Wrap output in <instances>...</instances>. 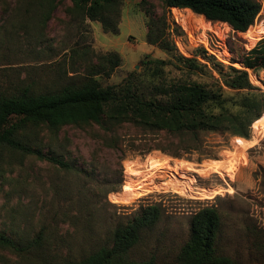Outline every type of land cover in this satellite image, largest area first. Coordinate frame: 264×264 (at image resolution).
Returning a JSON list of instances; mask_svg holds the SVG:
<instances>
[{"label": "rangeland", "instance_id": "rangeland-1", "mask_svg": "<svg viewBox=\"0 0 264 264\" xmlns=\"http://www.w3.org/2000/svg\"><path fill=\"white\" fill-rule=\"evenodd\" d=\"M256 1L261 8L249 29L255 41L246 44L249 36L229 24L226 34L214 28L201 32L199 25L184 30L177 9L172 12L164 0H119L116 32L79 15L70 0H57L48 11L38 0H0V94L19 93L29 84L34 92L54 91L87 75L101 86L120 83L132 72L136 82L150 83L151 64L145 61L151 57L177 62L174 55H196L220 80L232 74L230 66L247 70L253 88L237 90L218 82L231 112L241 109L244 97L259 100L264 109V68H248L242 61L251 47L264 42V0ZM151 20L163 26L173 53L149 42ZM110 51L118 53L120 64L109 75L95 71L99 54ZM223 52L225 61L219 59ZM165 71L178 75L171 65ZM234 135L230 130L171 134L129 116L111 120L104 115L99 123L56 129L45 123L21 124L18 138L46 154L61 155L73 169L0 145V232L20 242L41 236L27 256L0 246V264H41L40 256L79 259L109 243L116 225L152 203L161 204L163 215L142 231L130 251L133 259L155 255L162 262L173 257L188 238L192 214L211 204L238 249L246 223L264 226V113L249 126L247 139ZM154 151L170 160L184 159L188 166L171 161L156 167L161 155L151 156ZM148 154L149 160L142 162ZM137 161L131 168L134 181L145 176L128 183L125 173ZM206 165L214 168L206 171Z\"/></svg>", "mask_w": 264, "mask_h": 264}, {"label": "trees", "instance_id": "trees-1", "mask_svg": "<svg viewBox=\"0 0 264 264\" xmlns=\"http://www.w3.org/2000/svg\"><path fill=\"white\" fill-rule=\"evenodd\" d=\"M56 1L38 0V6L48 11ZM70 1L82 17L99 20L105 29L117 31L119 0ZM164 2L172 12L187 7L207 19L227 22L238 31L249 30L261 8L256 0ZM148 40L173 53V44L164 35L163 26L155 20H151ZM177 49L186 55L180 45ZM195 56L174 55L178 63L151 57L145 61L151 64L150 83L136 82L132 72L120 83L101 86L97 79L87 75L80 83L65 84L54 91L34 92L29 84L19 93L0 94V145L35 154L70 170L73 164L61 155L46 154L24 143L16 136L17 129L27 122L45 123L52 129L65 124L99 123L104 115L111 120L129 116L142 126L171 134L230 130L236 139H247L249 126L264 113L262 103L244 97L241 109L231 112L224 105L222 84L218 83L221 81L237 90L253 88L247 70L230 66L232 74L220 80L212 75L207 63ZM99 60L95 71L109 75L121 58L110 51L99 54ZM242 61L248 68H264V42L257 48L251 47ZM168 65L178 69V75L168 74L165 71ZM162 215L160 203L146 205L139 214L112 229L109 243L99 245L81 258L58 260L53 256H40L39 261L41 264H264V226L246 223L242 228L245 240L236 249L238 241L224 227L220 211L214 204L203 206L192 214L188 238L173 257L162 262L155 255L143 260L133 259L130 251L141 240L142 231L152 228ZM40 240L41 236H37L20 242L0 232V246L23 256L32 253Z\"/></svg>", "mask_w": 264, "mask_h": 264}, {"label": "bare ground", "instance_id": "bare-ground-1", "mask_svg": "<svg viewBox=\"0 0 264 264\" xmlns=\"http://www.w3.org/2000/svg\"><path fill=\"white\" fill-rule=\"evenodd\" d=\"M177 12H178V22L181 24V26L183 27L184 30H188V29H192L194 25H199L200 27H202V31L201 32H204V30H206V28H209L211 30H214L215 29V32L216 30H219L220 32H222V34H226L228 31H229V27H228V24L225 23V22H212L211 20H208L207 18H205L203 16V14H196L194 13L192 10L188 9V8H177ZM261 25V23L259 24V21L256 22L255 26L259 27ZM249 27V26H248ZM188 28V29H187ZM214 28V29H213ZM245 34H247L249 37L247 38V43L246 44H251L255 41V37H253L250 33H249V30H246L244 31ZM261 34L263 33L264 34V30H262L260 32ZM200 34V32H199ZM196 37V35H195ZM197 38V37H196ZM203 38V37H202ZM196 40V39H195ZM221 57H219V59L225 61L224 59L222 58H226V56L224 55V52L220 54ZM264 70V69H263ZM257 128V125L255 126V129ZM155 153V154H154ZM161 155V159L160 160V164H158L156 167H159L161 166V164L163 166L169 164L171 161L173 163L176 164V166L178 167H181V168H185L186 166H188V162L184 159H173V160H170V158H168L167 156H164L162 154V152H159V151H154V152H150V155L153 156V155ZM149 154L146 155V157L144 159H142V162H146L147 160H149ZM153 159V158H151ZM138 162L140 161H137L135 162L134 164H132L128 169L130 170V172H127L125 174L126 175V180L128 183H134V182H138L136 180L144 177L145 175L143 174H140L139 178L136 179L134 181L133 178H137L134 173H133V170L131 168L135 167V165L138 164ZM214 165H206L205 166V170L206 171H209L211 168H214L213 167ZM137 169V168H136ZM149 170V169H148ZM141 181V180H140Z\"/></svg>", "mask_w": 264, "mask_h": 264}, {"label": "water", "instance_id": "water-1", "mask_svg": "<svg viewBox=\"0 0 264 264\" xmlns=\"http://www.w3.org/2000/svg\"><path fill=\"white\" fill-rule=\"evenodd\" d=\"M184 8H187V7H184ZM188 9H190V8H188ZM190 10H191V9H190ZM203 16H204V15H203ZM204 17H205V16H204ZM205 18H206V17H205ZM225 23H227V22H225ZM227 24H228V23H227ZM251 25H252V24H251ZM251 25H250V26H251ZM243 32H244V31H243Z\"/></svg>", "mask_w": 264, "mask_h": 264}]
</instances>
